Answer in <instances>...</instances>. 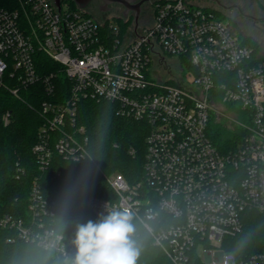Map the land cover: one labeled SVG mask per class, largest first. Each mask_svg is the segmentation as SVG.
Instances as JSON below:
<instances>
[{"label":"built area","instance_id":"built-area-1","mask_svg":"<svg viewBox=\"0 0 264 264\" xmlns=\"http://www.w3.org/2000/svg\"><path fill=\"white\" fill-rule=\"evenodd\" d=\"M65 2L0 0V86L40 100L39 167L54 152L91 158L79 102L116 103L148 124L144 176L101 171L117 199L90 196L87 207L97 217L129 210L161 252L153 264H264V244L245 255L228 249L251 219L264 223V59L196 0H155L152 21L122 37L112 19L107 31L106 18ZM215 124L230 134L225 149ZM53 206L34 183L29 215L0 212V232L73 258L75 246L51 226Z\"/></svg>","mask_w":264,"mask_h":264},{"label":"trees","instance_id":"trees-1","mask_svg":"<svg viewBox=\"0 0 264 264\" xmlns=\"http://www.w3.org/2000/svg\"><path fill=\"white\" fill-rule=\"evenodd\" d=\"M67 1L75 6L73 0ZM205 8L218 18L217 9ZM112 21L118 25L121 37L131 24L124 18H112ZM109 23L110 19L106 18L107 31ZM242 39L256 47L257 54V44L247 38ZM259 57L264 59V55ZM43 62L50 67L54 65L44 56ZM60 78L66 82L64 76ZM22 93L25 97L19 99L0 86V212L27 217L31 190L37 183L43 196L54 204L51 226L74 246L77 225L98 219L87 207V198L117 199L101 171L121 172L130 182L143 178L148 124L119 114L116 103L83 98L79 102L76 120L77 125L85 127L91 158L72 161L54 152L50 165L41 169L32 151L44 121L37 109L40 100L27 96L28 91ZM210 133L220 149L228 147L230 134L226 129L215 124ZM131 148L134 153L129 152ZM132 223L140 248L137 264H153L162 260L161 252L152 245L150 236L134 219ZM9 235L11 232L7 230L0 232V264H63L64 259L54 251L17 236L9 240ZM241 241L245 242L241 244ZM233 244L228 249L238 255L260 249L264 244L262 220L258 217L251 219L246 230L235 237Z\"/></svg>","mask_w":264,"mask_h":264},{"label":"clouds","instance_id":"clouds-1","mask_svg":"<svg viewBox=\"0 0 264 264\" xmlns=\"http://www.w3.org/2000/svg\"><path fill=\"white\" fill-rule=\"evenodd\" d=\"M135 231L129 210L109 209L96 221L77 225L76 254L65 257L63 264H137L140 248Z\"/></svg>","mask_w":264,"mask_h":264},{"label":"rangeland","instance_id":"rangeland-1","mask_svg":"<svg viewBox=\"0 0 264 264\" xmlns=\"http://www.w3.org/2000/svg\"><path fill=\"white\" fill-rule=\"evenodd\" d=\"M196 1L202 6H210L217 9L220 20L227 23L235 34L254 41L258 48L257 54L259 56L264 55V0ZM66 2L69 1L66 0ZM90 12L99 19H112L111 15L108 14ZM254 48L256 49V47Z\"/></svg>","mask_w":264,"mask_h":264},{"label":"flooded vegetation","instance_id":"flooded-vegetation-1","mask_svg":"<svg viewBox=\"0 0 264 264\" xmlns=\"http://www.w3.org/2000/svg\"><path fill=\"white\" fill-rule=\"evenodd\" d=\"M155 0H125L124 3L106 4L103 0H92L87 6L95 13L108 14L112 18H126L135 27L149 24L154 16ZM103 9H106L105 11Z\"/></svg>","mask_w":264,"mask_h":264},{"label":"water","instance_id":"water-1","mask_svg":"<svg viewBox=\"0 0 264 264\" xmlns=\"http://www.w3.org/2000/svg\"><path fill=\"white\" fill-rule=\"evenodd\" d=\"M75 3L81 7V8H84L86 7L92 0H74ZM106 4H110V3H115V2H118V3H124L125 0H103ZM56 4L57 5H60L61 4V0H55ZM104 11L106 9H103Z\"/></svg>","mask_w":264,"mask_h":264}]
</instances>
